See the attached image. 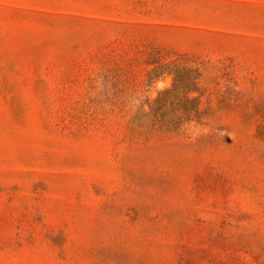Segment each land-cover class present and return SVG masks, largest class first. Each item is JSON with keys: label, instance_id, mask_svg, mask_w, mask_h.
<instances>
[{"label": "rangeland", "instance_id": "374dc122", "mask_svg": "<svg viewBox=\"0 0 264 264\" xmlns=\"http://www.w3.org/2000/svg\"><path fill=\"white\" fill-rule=\"evenodd\" d=\"M0 264H264V0H0Z\"/></svg>", "mask_w": 264, "mask_h": 264}]
</instances>
